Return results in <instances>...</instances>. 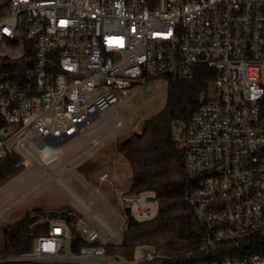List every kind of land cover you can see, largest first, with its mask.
<instances>
[{
    "label": "built area",
    "instance_id": "built-area-1",
    "mask_svg": "<svg viewBox=\"0 0 264 264\" xmlns=\"http://www.w3.org/2000/svg\"><path fill=\"white\" fill-rule=\"evenodd\" d=\"M200 64L213 78L188 120H171L194 179L186 200L203 229L192 250L201 258L181 264H264V0H0V169L8 151L18 167L48 168L102 112L115 114L149 82L190 78ZM117 198L125 229L127 214L147 220L159 210L152 192ZM93 216L99 225L80 219L75 232L65 215L37 219L46 232L0 264L164 257L152 245L131 260L108 251L116 227Z\"/></svg>",
    "mask_w": 264,
    "mask_h": 264
},
{
    "label": "trees",
    "instance_id": "trees-1",
    "mask_svg": "<svg viewBox=\"0 0 264 264\" xmlns=\"http://www.w3.org/2000/svg\"><path fill=\"white\" fill-rule=\"evenodd\" d=\"M212 78L213 70L205 64L196 66L190 78H168L164 106L143 121L140 132H133L119 142L117 151L127 161L131 172L127 191L152 192L158 199L159 210L155 217L147 220H138L127 214V227L121 241L110 244L108 251L131 260L136 246L146 244L153 245L164 254V257L139 264H181L188 258H201L202 254L192 250L202 243L203 229L186 200L194 179L185 171L184 149L172 137L171 120H188ZM19 159L20 155L15 151L6 153L0 180L19 170L15 165ZM38 213L43 212L34 208L2 227L0 256L27 251L33 237L46 232L45 222H35ZM58 214L72 221L67 211L52 210L47 216ZM72 229L75 232L73 223ZM186 253H190L189 256Z\"/></svg>",
    "mask_w": 264,
    "mask_h": 264
},
{
    "label": "rangeland",
    "instance_id": "rangeland-1",
    "mask_svg": "<svg viewBox=\"0 0 264 264\" xmlns=\"http://www.w3.org/2000/svg\"><path fill=\"white\" fill-rule=\"evenodd\" d=\"M211 91L212 87L209 89ZM165 92L164 81L159 82V87L154 82L141 86L133 96L122 99L115 106V114L112 110L102 112V121H92L87 125V131L63 145L61 155L51 161L48 168L34 165L26 170V167L21 166L16 173L0 180V232L2 227L34 208H40L45 213L36 214L37 219L46 217L48 212L57 211L56 208H50V205L55 204L71 215L74 225H79L80 219L99 225L93 216L95 213L109 226L116 227L110 241L119 243L125 226L119 225L124 211L117 195L128 190L131 172L129 164L117 151V146L133 132H140L143 121L164 106ZM117 117L121 125L114 127ZM99 136L95 143L89 144ZM75 153L67 165L58 167ZM27 159L34 164L32 157L27 156ZM49 169H55L54 173L48 175ZM107 169L116 173V192L107 180H101L102 183L98 181ZM33 183L36 184L22 193ZM96 186L99 190L94 192ZM133 213L138 217L135 211ZM144 251L145 248L139 247L134 256Z\"/></svg>",
    "mask_w": 264,
    "mask_h": 264
},
{
    "label": "crops",
    "instance_id": "crops-1",
    "mask_svg": "<svg viewBox=\"0 0 264 264\" xmlns=\"http://www.w3.org/2000/svg\"><path fill=\"white\" fill-rule=\"evenodd\" d=\"M86 146V145H85ZM82 150V149H81ZM81 150H79V151H81ZM78 151V152H79ZM76 155V153L75 154H73L72 156H75ZM105 171V170H104ZM107 174H108V178L106 179L107 181H108V183H110L111 184V188H112V190H114L115 192H116V190H117V188L115 187V175H116V173L115 172H113V171H111V170H106L105 171ZM114 178V179H113ZM99 181V183H102L101 182V180L99 179L98 180ZM29 188H31V187H27L26 189H24L23 191H22V193L23 192H25V191H27V189H29ZM96 190H99V187L98 186H96L95 187V190H94V192H96ZM120 193V192H119ZM118 196V195H117ZM85 204V203H84ZM50 206H52V207H50V208H56L57 210H62V211H66L62 206H59V205H55V204H53V205H50ZM139 247H144L143 245H140V246H137V248H139ZM136 248V249H137Z\"/></svg>",
    "mask_w": 264,
    "mask_h": 264
},
{
    "label": "bare ground",
    "instance_id": "bare-ground-1",
    "mask_svg": "<svg viewBox=\"0 0 264 264\" xmlns=\"http://www.w3.org/2000/svg\"><path fill=\"white\" fill-rule=\"evenodd\" d=\"M12 153V152H11Z\"/></svg>",
    "mask_w": 264,
    "mask_h": 264
}]
</instances>
